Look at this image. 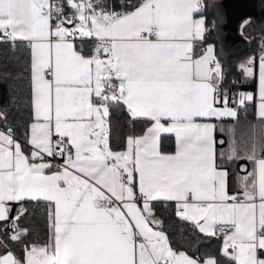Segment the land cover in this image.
I'll use <instances>...</instances> for the list:
<instances>
[{
    "label": "snow or ice",
    "instance_id": "6c2138e0",
    "mask_svg": "<svg viewBox=\"0 0 264 264\" xmlns=\"http://www.w3.org/2000/svg\"><path fill=\"white\" fill-rule=\"evenodd\" d=\"M202 7L203 0H0V43L26 42L31 86L23 144L0 112V264H218L171 246L158 230L161 201L175 202L176 216L200 233L222 235L221 254L233 264H264V42L256 93L233 94L238 107L255 103L261 122L252 151L240 156L235 125L225 149L211 122L238 121L239 112L221 92L214 46L197 51ZM255 64H240L245 78L256 77ZM113 108L146 125L120 150L111 143ZM166 134L174 152L162 148ZM241 159L254 167L241 166L246 174L236 175L230 194L228 164ZM26 200L46 203L44 243L24 242Z\"/></svg>",
    "mask_w": 264,
    "mask_h": 264
},
{
    "label": "trees",
    "instance_id": "16d2710c",
    "mask_svg": "<svg viewBox=\"0 0 264 264\" xmlns=\"http://www.w3.org/2000/svg\"><path fill=\"white\" fill-rule=\"evenodd\" d=\"M209 0H203V7L200 14L205 18V25L211 22L206 11L205 5ZM119 2V0H117ZM127 3H133L135 0H125ZM239 32L247 39L245 50L238 55L221 57L216 53L215 40L211 28L205 29L203 41L197 42V51H200L203 43L211 42L214 46L215 54L221 63L223 70V83L232 87H238L242 90L252 89L254 78H245L240 64L247 58L255 57V53L259 45L264 42V35L260 36L256 33L251 20L246 17L238 24ZM80 42L77 41L79 46ZM222 83V84H223ZM229 105L238 108L239 120L232 118H223L221 120H212L217 125L216 139L225 141L223 147L227 149L229 141V126L235 125V138L237 140L238 154L243 156L245 150L249 153L252 151L253 139L259 138L260 121L257 120L253 112V103L248 102L238 107V103L229 100ZM0 112L7 116V124L15 130V138L23 144V134L27 128L28 122L31 120V86H30V50L26 46V42L17 41L13 46L11 43H0ZM112 147L114 150L123 147V139L131 133H140L146 126L142 121L130 120L126 110L122 108H113L110 114ZM4 127V122H0ZM252 126H255L257 135L253 137ZM224 131L221 132L220 129ZM174 139L172 135H164L162 137V148L164 151L173 149ZM221 146L217 144V152L219 153ZM259 153V149L257 150ZM220 162V161H218ZM243 163L248 171H251V163L241 159L238 162L233 161L228 164L230 173L229 188L237 190L236 175H245L241 172L239 164ZM16 205V204H13ZM12 205V206H13ZM23 206L27 209V213L20 219L19 226L26 228L28 234L24 242L44 243L47 238V206L46 203L25 201ZM20 207V204H19ZM156 219L162 221L159 229L168 236L171 246L175 250L185 251L190 256H199L203 258L205 255L215 257L218 264H233L221 254L220 242L221 236L209 237L198 231L195 226L188 221H183L176 216L174 202H157L154 205ZM17 214V213H16ZM14 214V216L16 215ZM12 215V212H11ZM13 216V215H12ZM12 249L17 255H22L21 245L13 244Z\"/></svg>",
    "mask_w": 264,
    "mask_h": 264
},
{
    "label": "water",
    "instance_id": "95a60500",
    "mask_svg": "<svg viewBox=\"0 0 264 264\" xmlns=\"http://www.w3.org/2000/svg\"><path fill=\"white\" fill-rule=\"evenodd\" d=\"M205 8L211 19L216 53L221 57L245 50L247 39L238 30L241 19L248 17L256 33L264 35V0H209Z\"/></svg>",
    "mask_w": 264,
    "mask_h": 264
},
{
    "label": "crops",
    "instance_id": "0c3cea01",
    "mask_svg": "<svg viewBox=\"0 0 264 264\" xmlns=\"http://www.w3.org/2000/svg\"><path fill=\"white\" fill-rule=\"evenodd\" d=\"M200 16H202L200 13H198V14H196L195 15V18L196 19H199L200 18ZM209 44H212L211 42H205V43H203V45H202V47H201V49H200V51L202 50V49H204V48H206L207 47V45H209ZM199 52V51H198ZM214 54H215V50H214ZM256 59V64H255V72H256V77L254 78V83H253V88L252 89H244V92H252V93H256V91H257V80H258V65H259V59H257V58H255ZM247 90V91H246ZM238 100H239V98H238V96H236V98H235V101L238 103ZM229 107H233L234 108V106L233 105H229ZM253 112H254V114L256 115V104L255 103H253ZM31 122V120L28 122V124ZM212 122V121H211ZM213 123V122H212ZM143 131V130H142ZM141 131V132H142ZM140 132V133H141ZM139 134V133H138ZM126 138V137H125ZM173 139H174V146H173V149L172 150H170V151H165V152H174L175 151V137L173 136ZM117 150H120V149H117ZM60 163H62V161L60 162ZM244 166V164L243 163H240L239 164V169H241V166ZM253 164L251 163V171L253 170ZM228 190H231V189H228ZM232 191H236V190H232ZM175 203V202H174ZM19 208V204H16V205H13L12 206V215L14 216V214H16L17 213V209ZM158 230H161V229H158ZM222 243H223V236L221 235V242H220V249H221V247H222ZM177 251H181V250H177Z\"/></svg>",
    "mask_w": 264,
    "mask_h": 264
},
{
    "label": "built area",
    "instance_id": "2783aa9c",
    "mask_svg": "<svg viewBox=\"0 0 264 264\" xmlns=\"http://www.w3.org/2000/svg\"><path fill=\"white\" fill-rule=\"evenodd\" d=\"M209 28H211V23L205 25V29H209ZM261 44L259 45V47H258V49H257V51L255 53V58H257V59H259L260 54H261ZM224 90L228 91L229 100H235L236 96L234 97L233 94L234 93H239V91L242 90V89H240L238 87H235V86L232 87L230 85H227V84L223 83L221 85V92L223 93ZM3 129H4V127L0 125V130H3ZM60 162H61L60 160L54 161V163H60ZM235 192L236 191L229 190L230 194L231 193H235Z\"/></svg>",
    "mask_w": 264,
    "mask_h": 264
},
{
    "label": "rangeland",
    "instance_id": "374dc122",
    "mask_svg": "<svg viewBox=\"0 0 264 264\" xmlns=\"http://www.w3.org/2000/svg\"><path fill=\"white\" fill-rule=\"evenodd\" d=\"M246 18V17H245ZM245 18H243V19H245ZM243 19H241V20H243ZM239 24V23H238ZM216 55V54H215ZM248 59V58H247ZM247 91V90H246ZM239 92H244V90H240ZM239 98V97H238Z\"/></svg>",
    "mask_w": 264,
    "mask_h": 264
}]
</instances>
